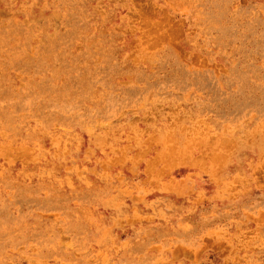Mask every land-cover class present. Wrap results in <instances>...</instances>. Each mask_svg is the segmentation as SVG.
Returning <instances> with one entry per match:
<instances>
[{
  "label": "rangeland",
  "instance_id": "obj_1",
  "mask_svg": "<svg viewBox=\"0 0 264 264\" xmlns=\"http://www.w3.org/2000/svg\"><path fill=\"white\" fill-rule=\"evenodd\" d=\"M0 264H264V0H0Z\"/></svg>",
  "mask_w": 264,
  "mask_h": 264
}]
</instances>
